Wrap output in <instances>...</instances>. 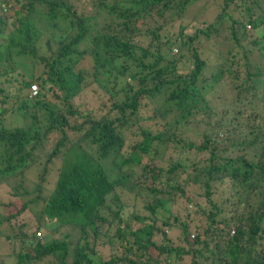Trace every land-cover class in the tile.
Wrapping results in <instances>:
<instances>
[{"label":"trees","instance_id":"trees-1","mask_svg":"<svg viewBox=\"0 0 264 264\" xmlns=\"http://www.w3.org/2000/svg\"><path fill=\"white\" fill-rule=\"evenodd\" d=\"M193 1L0 0V78L11 83L0 88V119L19 114L27 122L0 121V183L20 178L37 158L40 167L31 189L19 185L12 195L32 199L17 208L0 202V238L21 245L7 263L264 264V101L255 97L264 8L261 0H221L212 23L177 40L190 54L191 67L181 70L169 41L151 43L158 24L142 25L148 17L170 22ZM224 22L235 44L244 27L254 37L205 75L194 45ZM13 53L38 73L16 77ZM94 86L103 97L96 113L75 103ZM222 89L233 95L218 112L206 97L219 99ZM32 204L41 238L22 216ZM51 224L73 226L76 235L53 238Z\"/></svg>","mask_w":264,"mask_h":264},{"label":"rangeland","instance_id":"rangeland-1","mask_svg":"<svg viewBox=\"0 0 264 264\" xmlns=\"http://www.w3.org/2000/svg\"><path fill=\"white\" fill-rule=\"evenodd\" d=\"M221 3V0H194L191 4H189L186 8V10L180 14V16L176 19L172 18L170 22L162 23L161 19L155 18H146L142 25V30L149 29L153 30L156 28V23L158 24L159 28L157 29L158 34V41L152 40V44H161L162 41H169V44H171V47L167 49V54L175 57L178 59V69L185 70L190 68L191 66H187L190 63L187 61L189 60L190 54L185 50L184 47H179V41H180V35L182 36L181 40H183L185 37L191 36L196 30H200L204 26H206L209 23H212L214 16L219 12V5ZM234 3H231L227 7V11L230 13V16L235 18L236 16V9H234ZM262 7L264 8V0H261ZM244 33L245 35L243 37H240L238 39V44H235L231 38L230 30L228 29V23L224 22L219 29V32L217 35H212L211 39H203L199 38L198 42L194 47L197 49L198 53L200 54V57L202 59L206 60V70L204 72L205 75H208L209 69L216 66L220 62L219 56L222 55L224 52H226L228 49L232 47L239 46L240 48L247 47V44H249L250 41V35L251 31L247 27H244ZM254 36H252L253 38ZM251 38V39H252ZM176 39V41L172 44L173 40ZM138 40L141 44L145 45L148 43V38H141L138 37ZM179 40V41H177ZM179 42V43H178ZM146 46V45H145ZM43 49H41V53H43ZM11 59L18 65L15 68L16 77H19L17 74H24L25 80L27 79V76H29L31 73H35V75L38 73V71L35 69V65L31 66L30 60L28 58H22L17 57L13 53L11 56ZM181 59V60H180ZM187 64V65H186ZM40 67V66H39ZM12 80V79H10ZM11 87V83L4 80V78H0V88H6ZM227 90L228 95L225 96V93ZM222 89L219 91L216 95H222L221 98L217 99L214 96H207L206 101L207 104L211 108H216V110L219 112L220 110L224 109V106L226 105L221 103V101H225L228 103L229 98L231 95H233L228 89ZM26 93V91L24 92ZM5 94V93H4ZM260 96L262 97L264 101V76L261 77V82H259L258 86V92L255 97L258 99L257 105H261ZM3 95L0 93V98H2ZM47 98L50 99V96H47ZM103 97L100 92V90L97 87H90L86 89L84 92H82L78 97L75 99V103L80 106L82 109L91 110L94 113L97 112L100 102L102 101ZM10 103V102H9ZM0 106H2L0 104ZM2 126H5V128H12V127H22L27 124L26 120H24L21 115L15 114V115H3L0 119ZM187 137L190 138L189 132H187ZM54 141L53 135H49L48 144L44 147V153L49 152L51 143ZM37 152V151H36ZM39 154V153H36ZM43 153H41L42 155ZM35 158V156H34ZM38 158L37 161L30 162L29 166L26 168H22L21 171H23V175L19 177H12L10 178L7 183H0V202H11L15 208L19 207L21 205V202L26 199H32L33 196L29 197L28 195H23V199H20L19 197L15 198L12 196L14 193H18L21 188H19V185L23 188H25L27 191L31 189L35 182V175L40 170V167L38 165ZM57 173H50L46 177V192L48 194H52L55 190V182L57 180ZM14 188H18L17 191H14ZM39 206H34V204L30 205V211L25 210L22 214L23 218L28 221L29 226L27 227L28 232H39L41 238L43 234L46 233V231L43 228H36L35 229V216L38 212ZM24 220V221H25ZM50 232L53 231L56 227L55 224H51ZM73 226H64L59 229H55L54 232L51 233V237L61 239L64 235H69L71 238H73L76 235V231ZM6 233V232H5ZM5 233L2 232L3 235ZM19 248H21L20 242H14V241H6L3 238H0V261L2 260L4 263L9 264L5 261V259L9 256L10 252H15ZM101 253L103 256L107 255L106 249H101Z\"/></svg>","mask_w":264,"mask_h":264},{"label":"built area","instance_id":"built-area-1","mask_svg":"<svg viewBox=\"0 0 264 264\" xmlns=\"http://www.w3.org/2000/svg\"><path fill=\"white\" fill-rule=\"evenodd\" d=\"M36 86L35 85H31L28 89V92H29V97H33L36 95ZM36 235L38 236L39 235V232H36Z\"/></svg>","mask_w":264,"mask_h":264},{"label":"clouds","instance_id":"clouds-1","mask_svg":"<svg viewBox=\"0 0 264 264\" xmlns=\"http://www.w3.org/2000/svg\"><path fill=\"white\" fill-rule=\"evenodd\" d=\"M35 235H36V233H35ZM36 236H37V235H36ZM37 237H40V234H39Z\"/></svg>","mask_w":264,"mask_h":264}]
</instances>
